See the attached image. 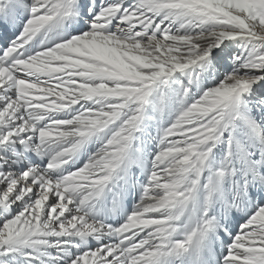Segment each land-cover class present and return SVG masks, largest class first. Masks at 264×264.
<instances>
[{
    "label": "snow or ice",
    "instance_id": "6c2138e0",
    "mask_svg": "<svg viewBox=\"0 0 264 264\" xmlns=\"http://www.w3.org/2000/svg\"><path fill=\"white\" fill-rule=\"evenodd\" d=\"M0 264H264V0H0Z\"/></svg>",
    "mask_w": 264,
    "mask_h": 264
}]
</instances>
